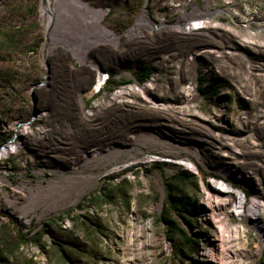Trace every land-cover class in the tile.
Listing matches in <instances>:
<instances>
[{
	"label": "rangeland",
	"instance_id": "1",
	"mask_svg": "<svg viewBox=\"0 0 264 264\" xmlns=\"http://www.w3.org/2000/svg\"><path fill=\"white\" fill-rule=\"evenodd\" d=\"M85 1L119 41L81 58L43 0H0V30L43 32L9 92L19 116L0 118V230L32 232L19 251L33 264H264V0ZM177 176L188 204L170 217L194 249L159 220ZM48 223L72 235L76 262Z\"/></svg>",
	"mask_w": 264,
	"mask_h": 264
},
{
	"label": "trees",
	"instance_id": "2",
	"mask_svg": "<svg viewBox=\"0 0 264 264\" xmlns=\"http://www.w3.org/2000/svg\"><path fill=\"white\" fill-rule=\"evenodd\" d=\"M118 3V0H97L96 4L101 6H112L111 3ZM43 40V32L40 28L33 24L22 25L19 27H11L0 30V118L9 120L19 116V111L16 109V97L10 95L9 92L17 85V83L25 79L26 61L25 56L36 49ZM134 74L139 81H145L150 76V71L143 67L134 71ZM120 85L122 82L110 79L107 83ZM167 185V200L166 208L160 215L159 220L165 223L166 236L170 241L174 240V236L179 233L183 236L184 244L187 247L196 248L193 238L186 237L179 232L178 224L171 219L172 210H179L184 204H188V200L183 199L182 192L184 191L185 178L182 176L173 177L166 180ZM103 197H106V202L111 203L116 197L113 191L108 193L102 192ZM101 198V195H99ZM70 213V212H69ZM55 223H57L54 220ZM88 224L86 221H83ZM47 231L52 233L54 243L60 247L64 257L71 261H77L78 244L73 240L72 235L64 233L63 230L56 229L54 223H48ZM32 232L25 231L24 225L20 224L18 231L10 229L0 230V264H33L32 260L20 253L21 247L28 245L36 237L31 235ZM61 242H65L68 246L65 247ZM182 251L184 247L180 248ZM197 250V249H196Z\"/></svg>",
	"mask_w": 264,
	"mask_h": 264
},
{
	"label": "bare ground",
	"instance_id": "3",
	"mask_svg": "<svg viewBox=\"0 0 264 264\" xmlns=\"http://www.w3.org/2000/svg\"><path fill=\"white\" fill-rule=\"evenodd\" d=\"M43 12L49 13L48 28L55 31L60 28L62 33L61 40L72 46V50L78 56L83 58L87 49L99 41L117 44L119 35L110 30L103 24V19L106 12L103 9L96 8L90 5L85 0H43ZM208 13V12H206ZM150 19L146 13L142 15L140 25H146ZM202 21L191 23L186 29V32H193L201 28ZM53 37V35H52ZM54 39V38H53ZM105 77L100 76L99 82L94 88V92L98 91L104 83ZM11 149L5 147L3 152L8 153ZM224 172L231 174L233 169L225 167ZM244 203L240 197V205ZM253 211L258 212V205L251 207ZM255 212V214H256ZM260 225V222H258ZM261 227V226H260ZM232 231L224 232L223 237H231ZM230 254H226L225 264H232Z\"/></svg>",
	"mask_w": 264,
	"mask_h": 264
}]
</instances>
